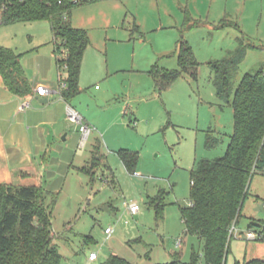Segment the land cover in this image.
<instances>
[{"label":"rangeland","instance_id":"1","mask_svg":"<svg viewBox=\"0 0 264 264\" xmlns=\"http://www.w3.org/2000/svg\"><path fill=\"white\" fill-rule=\"evenodd\" d=\"M186 18L197 26L188 28ZM223 21L227 26L220 28ZM71 23L90 37L80 93L71 104L97 130L80 145L79 126L68 122L76 140L65 142L63 135L54 153L48 148L42 182L23 183L40 184L48 193L61 264H102L112 255L131 264H166L176 254L189 263L193 251L202 252L181 214L190 205L191 174L200 161L222 158L234 132L233 97L218 98L209 64L237 50L241 40L256 49L239 64L234 90L245 74L264 70V0L102 1L76 7ZM182 37L200 64L197 78L186 74L161 89L150 71L179 69ZM0 45L23 54L30 76L53 51L51 26H2ZM57 74L56 89L62 85ZM66 144L71 151L60 155ZM124 153L137 157L132 171ZM95 163L91 172L82 171ZM132 204L140 206L137 215L129 212ZM251 220L264 221L263 174L252 180L227 264L264 261V238L247 236ZM260 230L252 232L260 236ZM91 252L98 255L95 263L88 261Z\"/></svg>","mask_w":264,"mask_h":264},{"label":"trees","instance_id":"2","mask_svg":"<svg viewBox=\"0 0 264 264\" xmlns=\"http://www.w3.org/2000/svg\"><path fill=\"white\" fill-rule=\"evenodd\" d=\"M102 1L120 0H0V27L40 21L50 24L61 83L66 84L61 91L65 100L80 93L82 61L90 46L88 32L73 27L72 11L78 6ZM189 23L190 19L186 18L188 28L197 26ZM226 26L223 21L220 28ZM252 49L256 47L240 40L237 50L209 64L218 98L229 102L233 97L234 132L222 158L198 163L191 174L190 205L181 209L186 232L201 243V254L193 251L189 263L176 254L166 264H227L233 240L231 228L239 223L253 178L264 175V70L245 74L239 86L235 90L233 87V76ZM176 54L178 70H160L153 66L150 71L161 89L186 74L197 78L200 64L183 37L177 43ZM22 57L23 54L0 45V76L13 95L25 98L32 94V86L26 78ZM120 155L132 171L137 157L130 153ZM95 166L96 163L82 171L91 172ZM47 197L42 187L0 184V264H61ZM248 229H261L263 235L264 221L251 220ZM102 264L131 263L112 255ZM244 264H264V261Z\"/></svg>","mask_w":264,"mask_h":264},{"label":"crops","instance_id":"3","mask_svg":"<svg viewBox=\"0 0 264 264\" xmlns=\"http://www.w3.org/2000/svg\"><path fill=\"white\" fill-rule=\"evenodd\" d=\"M55 66L57 61L54 43L50 57L45 64L38 65L34 74L29 76L27 64L23 66L26 78L32 86V94L25 98L13 95L0 76V184L42 187L40 184L23 185V183L33 178L37 183H41L43 174L47 172L44 165H46L48 148L53 151L54 143L63 135L65 142L69 139L73 142L77 138L73 128L68 124L70 122L68 109L75 110L71 104L74 97L65 100L61 92L57 93L56 77L58 78L59 69L56 70ZM40 74L44 76L37 82ZM59 80L61 82L60 72ZM40 85L50 91L46 98H38L36 94V89ZM57 94L60 96L57 97ZM43 100H46V103H43ZM93 127L97 130L95 126ZM78 129L80 132V128ZM78 129L75 128L76 131ZM83 142V138L80 139V145ZM71 146V144L63 145L59 148V154L67 155L71 151Z\"/></svg>","mask_w":264,"mask_h":264},{"label":"built area","instance_id":"4","mask_svg":"<svg viewBox=\"0 0 264 264\" xmlns=\"http://www.w3.org/2000/svg\"><path fill=\"white\" fill-rule=\"evenodd\" d=\"M65 88H66V84L62 83V85L59 86L57 91L61 92V90L65 89ZM36 94H37L38 98H46L50 94V91L47 87L40 85L36 89ZM68 120L71 123L79 126L83 141H87L89 139L90 135L93 133V130H95L94 127H92L88 122H86V120L84 119V117L80 113H78L77 111H75L72 108L68 109ZM128 208H129V212L131 213V215H137L138 212L140 211V206L138 204L128 205ZM236 227H237L236 225H233V227L231 228V231H230L231 234L233 235V237L237 233ZM105 234L108 237H110L113 234V229L112 228L106 229ZM247 236L251 240H256L257 238H262V235L258 236L255 233H253L252 230H249V233L247 234ZM88 261H89V263H95L96 261H98V255L96 253H91Z\"/></svg>","mask_w":264,"mask_h":264},{"label":"water","instance_id":"5","mask_svg":"<svg viewBox=\"0 0 264 264\" xmlns=\"http://www.w3.org/2000/svg\"><path fill=\"white\" fill-rule=\"evenodd\" d=\"M42 102H43V103H46V100H43Z\"/></svg>","mask_w":264,"mask_h":264}]
</instances>
